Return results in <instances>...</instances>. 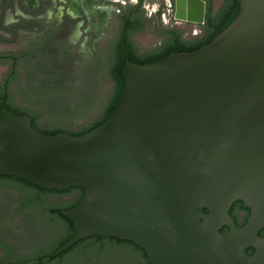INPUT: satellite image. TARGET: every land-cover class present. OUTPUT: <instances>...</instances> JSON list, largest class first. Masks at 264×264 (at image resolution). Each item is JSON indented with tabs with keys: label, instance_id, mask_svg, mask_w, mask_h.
Listing matches in <instances>:
<instances>
[{
	"label": "water",
	"instance_id": "water-1",
	"mask_svg": "<svg viewBox=\"0 0 264 264\" xmlns=\"http://www.w3.org/2000/svg\"><path fill=\"white\" fill-rule=\"evenodd\" d=\"M174 8V20L204 24V0ZM121 75L108 118L81 136L42 134L0 108V176L82 189L60 212L74 236L51 257L96 236L133 243L149 264H264V0H239L208 45L126 60ZM234 201L250 212L241 228Z\"/></svg>",
	"mask_w": 264,
	"mask_h": 264
},
{
	"label": "flooded vegetation",
	"instance_id": "flooded-vegetation-1",
	"mask_svg": "<svg viewBox=\"0 0 264 264\" xmlns=\"http://www.w3.org/2000/svg\"><path fill=\"white\" fill-rule=\"evenodd\" d=\"M122 1L126 0H0V67H8L0 91L7 90L9 94L17 78V66H65L62 59L65 53L70 59L68 66H80L81 57L67 52L63 45L65 41L73 45L81 42L84 34L90 64L107 66L148 59L161 49H168L166 45L175 44L179 28L172 15L167 20L160 15L156 23L151 22L144 17L141 0L132 7H124ZM167 2L174 5V0H163L164 5ZM9 15L13 21L8 22ZM85 25L90 26L89 31H84ZM6 103H10V97L0 93V108ZM27 191L29 201L13 202L6 211L11 212L14 221L29 209L36 210V219L44 224L8 223L0 217V264H149L144 251L133 243L96 236L51 257L71 232L60 212L83 194L82 189L74 187L57 193L44 190L47 194L31 188ZM48 196L67 197L68 202L48 205L45 199ZM24 203L28 205L22 207ZM56 207L58 214L50 211ZM228 214L236 227L241 228L250 212L241 201H234ZM72 231L74 236L73 228ZM220 232L227 234L228 228L223 226ZM258 235L264 236V230ZM33 236H39L37 243L32 244ZM246 253L252 255L254 250L247 248Z\"/></svg>",
	"mask_w": 264,
	"mask_h": 264
},
{
	"label": "rangeland",
	"instance_id": "rangeland-1",
	"mask_svg": "<svg viewBox=\"0 0 264 264\" xmlns=\"http://www.w3.org/2000/svg\"><path fill=\"white\" fill-rule=\"evenodd\" d=\"M223 0H212L213 6L215 9L219 7ZM142 9L145 14V18L151 22H157L160 15L164 20H167L169 14L174 16L175 8L174 5H170L167 2L166 5L163 4V0H141ZM124 7L137 6L138 0H126L121 3ZM163 8V9H162ZM58 14V20H60ZM8 22L13 21V16H8ZM176 26L184 31V37L186 40H192L199 37L201 33V25L198 24H189L187 22L175 20ZM90 26L85 25L84 31H89ZM88 35V34H87ZM86 34L81 42H78L73 45L65 41L63 48L67 52L75 54L74 56H80L83 60V63L80 66H68L70 59L67 58L65 66H55L52 74V83L54 89L63 88L64 85L65 91L63 92H54V89L48 86L47 81H49V72L48 66H17V78L11 86L9 97L10 104L16 107H28L32 103V94H36L38 100L43 102L45 115L51 119L47 120L53 125L57 120L59 122H64L63 117L60 116L58 112L60 106L63 104V101H66L69 105L73 104L75 101H79L82 97L85 99H95L97 102V110L92 111L88 114L86 118H72L69 121V125L72 127L83 125L84 123L89 122L92 119L98 118L100 111L106 105L107 100L111 93V84L110 82L104 79L103 74L101 73L98 76H93L88 78L89 68L91 67L89 62V54L87 53V47L84 44ZM89 36H87V39ZM80 51V54L78 52ZM71 55V54H70ZM7 66L0 67V82L4 79L7 74ZM105 66H100V71H104ZM86 75V76H85ZM62 76V77H61ZM32 106V105H31ZM47 118V119H48ZM47 121H44L43 124H46ZM10 187V188H9ZM15 184L7 185L0 183V206L3 209L0 212V217L2 222L8 223H36V210H30L26 214H23L21 218L17 220H12L11 212L6 211L13 202H27L29 201V192L23 190ZM46 203L49 205L54 204H64L67 203V197H57V196H48L45 198ZM13 234V232H11ZM16 236L19 232H15ZM20 235V234H19ZM22 237V236H21ZM32 244L37 241L39 236L35 238L33 236Z\"/></svg>",
	"mask_w": 264,
	"mask_h": 264
},
{
	"label": "trees",
	"instance_id": "trees-1",
	"mask_svg": "<svg viewBox=\"0 0 264 264\" xmlns=\"http://www.w3.org/2000/svg\"><path fill=\"white\" fill-rule=\"evenodd\" d=\"M204 2L206 4L205 20H204V24L201 25V33L199 37L188 41L185 38H183L184 31L181 29H176L175 44H173L172 46L166 45V48L169 47L168 49L165 48L161 49V51L157 55L151 56L148 59H144V60H136L133 61V63L148 64L151 62L158 61L168 56L171 53L192 52L198 50L201 47L211 43L212 40H214L222 32V30L225 29L231 23V21L236 17V15L239 12V0H223L217 9L214 8L212 0H205ZM67 58L68 55L65 53L64 56L62 57L64 64H66ZM50 59H52V57ZM80 61L83 62L82 59H80ZM123 65L124 64H121L120 66H107V65H98L96 63L90 65L91 67L89 68V72L87 74L88 78H91L95 75L98 76L102 73L103 74L102 77H104L106 81L110 82L112 88L107 103L100 111V115L98 116V118L92 119L89 122L84 123L83 125L72 127L69 125V121H71L72 118H86L90 112L96 111L97 102L95 99L84 100L85 97H82L79 101H75L71 105H69L66 101H63V104L60 106L58 112L60 113V116L63 117L64 122L62 123L57 120L53 125H48L51 123L47 120H51V119H49L43 112L44 110L43 102L35 98L36 94H32L33 96L32 103L27 108L16 107V106H12L10 103H6L7 109L9 112L15 115L27 117L30 120L31 127L42 134L55 135L58 133H64L70 136H81L85 133L92 131L99 125L103 124L108 118L111 110L113 109L114 105L119 99V96L122 91L123 78L121 75V70L123 68ZM100 66H105L104 71H100ZM48 67H49L48 72L50 79H48L49 81H47V83L50 88L54 89V85L51 82L52 76H50V74H52L55 66H48ZM66 86H67V82L63 88L54 89V92L55 93L63 92L65 91L64 89ZM0 93L1 95L9 96L7 90H1ZM44 121H47V123L43 124ZM0 183L7 185L15 184L18 186L16 188H21L23 190H28L29 188L35 189L38 192H40V194L49 193L14 177L0 176ZM53 193H57V192L53 190ZM82 195L83 194L81 193L80 197L72 205L65 206L63 207V209L68 210L76 206L79 200L81 199ZM38 199H41L40 196L38 197ZM34 200H36V198ZM27 205L28 204L24 203L22 207H25ZM30 205L34 206L33 204ZM42 207H46V205H43ZM50 211L52 213L58 214L59 207L50 208ZM62 220L66 221L69 224L71 232L59 243L58 246L64 244L69 238L73 236L71 222H69L67 219L63 217Z\"/></svg>",
	"mask_w": 264,
	"mask_h": 264
},
{
	"label": "bare ground",
	"instance_id": "bare-ground-1",
	"mask_svg": "<svg viewBox=\"0 0 264 264\" xmlns=\"http://www.w3.org/2000/svg\"><path fill=\"white\" fill-rule=\"evenodd\" d=\"M182 6H183V0H180V7H182ZM197 11H198V6H197V4L194 2V3H193V9H192L191 15H192V16H195Z\"/></svg>",
	"mask_w": 264,
	"mask_h": 264
},
{
	"label": "crops",
	"instance_id": "crops-1",
	"mask_svg": "<svg viewBox=\"0 0 264 264\" xmlns=\"http://www.w3.org/2000/svg\"><path fill=\"white\" fill-rule=\"evenodd\" d=\"M205 1V0H204Z\"/></svg>",
	"mask_w": 264,
	"mask_h": 264
}]
</instances>
